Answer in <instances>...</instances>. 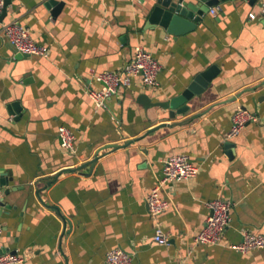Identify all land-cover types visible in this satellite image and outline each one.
Listing matches in <instances>:
<instances>
[{
    "label": "crops",
    "instance_id": "0c3cea01",
    "mask_svg": "<svg viewBox=\"0 0 264 264\" xmlns=\"http://www.w3.org/2000/svg\"><path fill=\"white\" fill-rule=\"evenodd\" d=\"M48 1L10 0L0 23L1 32L18 22L49 47L46 57L17 59L0 34V168L12 172L11 187H22L3 195L10 208L0 210V249L16 251L22 264H106L114 248L132 254L134 264H264V249L228 246L244 233L264 234V0L222 2L180 36L147 28L150 0H57L64 4L56 16ZM137 46L159 61L158 86L135 77L98 108L87 89H99L96 75L121 69ZM214 64L220 72L185 114L171 118L137 101L141 93L169 100ZM13 102L20 115L10 113ZM239 107L260 121L228 139ZM196 113L187 124L160 126ZM60 126L73 131L74 150L61 146ZM180 153L198 173L162 185L169 208L152 217L146 196L163 161ZM218 198L233 203L230 223L221 242L197 244L207 203ZM157 224L169 244L154 242Z\"/></svg>",
    "mask_w": 264,
    "mask_h": 264
},
{
    "label": "built area",
    "instance_id": "2783aa9c",
    "mask_svg": "<svg viewBox=\"0 0 264 264\" xmlns=\"http://www.w3.org/2000/svg\"><path fill=\"white\" fill-rule=\"evenodd\" d=\"M4 5L5 0H0V16ZM211 11L214 14L216 13V9L214 8ZM262 11L264 12V6ZM249 16L252 19L256 17L254 13H250ZM0 34L20 53L35 57H46L49 53V47L36 43L29 29L18 22L3 25ZM160 69L161 65L152 53L142 46H137L133 58L126 62L121 69L103 71L96 75V79L101 87L99 89L89 88L87 89V93L98 108L104 107L112 95L117 93L119 89L130 86L135 77H139L147 86H158ZM258 121H260V117L256 112L253 113L243 107H239L233 116L227 138L231 139L237 136L248 123ZM58 137L63 148L74 150L75 135L71 129L66 126H60ZM197 173L198 167L192 163L190 156L187 154L180 153L166 158L163 161L162 177L159 183L146 196L151 216L157 218L169 208V202L160 195L162 185L166 182L180 181L193 177ZM3 195V191L0 188V205L3 201ZM207 206L210 214L202 230L194 236V241L197 244H217L221 242L231 220L233 208L231 201L218 198L208 202ZM2 232L3 225L0 223V234ZM153 239L159 245H167L170 241L159 224L156 226ZM228 246L241 253L264 249V234L244 233L241 242ZM23 262L24 258L18 253L4 252L0 249V264H22ZM106 264H134L133 256L121 248H114L108 251Z\"/></svg>",
    "mask_w": 264,
    "mask_h": 264
},
{
    "label": "water",
    "instance_id": "95a60500",
    "mask_svg": "<svg viewBox=\"0 0 264 264\" xmlns=\"http://www.w3.org/2000/svg\"><path fill=\"white\" fill-rule=\"evenodd\" d=\"M228 0H150L149 7L147 9V18L148 21L146 23L147 28H156L161 27L166 32L174 35L180 36L184 35L190 31L196 29L199 22L204 20V15L210 12V9L220 5L222 2H226ZM233 3L237 1H245L249 6H255L259 0H232ZM10 0H5V5L3 8V12L0 16V22L3 21L6 16V6ZM63 2L57 0H49L48 5L52 7V15L56 16L59 14L63 7ZM263 4L260 3V6ZM20 53V52H19ZM29 56L23 53H20L16 56L19 59L21 56ZM220 68L217 65H211L204 71H201L193 81L189 84V86L184 89V91L172 97L166 101H153L151 97L146 93H141L138 96V103L142 104L145 109H149L152 107H160L168 110L171 118H175L177 115H182L187 113L191 106L189 102L197 95H201L205 89L209 86L211 81L218 75ZM242 93H238V97L241 96ZM235 97H231L227 101L235 100ZM245 108V107H243ZM10 113L20 115L23 112L22 105L20 102H13L8 106ZM257 113V112H256ZM202 113L193 114L186 119L176 121L174 123H163L160 126H178L184 125L192 121L193 119L201 116ZM258 114V113H257ZM134 140H129L122 145H114L113 148L125 147L129 144H132ZM233 143L231 141H227L225 143V147H232ZM96 159L88 162L86 165L90 163H94ZM14 177L10 170H6L0 168V188L3 191V194L8 196L12 192H16L22 189V187H11L10 183L13 182ZM51 184V181L47 183V186ZM46 186V187H47ZM41 189H37L35 191L36 195L39 196ZM6 206L8 209L10 205L1 202V207ZM51 208L56 212L57 215L64 218L58 207L51 206ZM10 251V249H9ZM16 252V251H10Z\"/></svg>",
    "mask_w": 264,
    "mask_h": 264
}]
</instances>
